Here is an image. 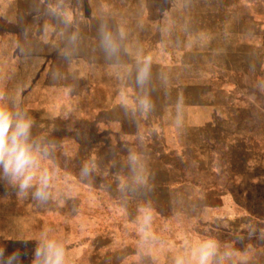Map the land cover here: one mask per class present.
Segmentation results:
<instances>
[{
	"label": "rangeland",
	"instance_id": "374dc122",
	"mask_svg": "<svg viewBox=\"0 0 264 264\" xmlns=\"http://www.w3.org/2000/svg\"><path fill=\"white\" fill-rule=\"evenodd\" d=\"M0 107V264H264V0H0Z\"/></svg>",
	"mask_w": 264,
	"mask_h": 264
},
{
	"label": "clouds",
	"instance_id": "9594fccd",
	"mask_svg": "<svg viewBox=\"0 0 264 264\" xmlns=\"http://www.w3.org/2000/svg\"><path fill=\"white\" fill-rule=\"evenodd\" d=\"M145 75L146 71H143L140 76L141 82ZM15 123L16 128L13 130L12 113L6 108L0 107V161L5 163L6 170L13 171L22 178V187L34 186L37 183L35 170L38 164L33 152V145L29 143L31 123L24 120ZM131 160L135 165L137 157L132 155ZM48 179L49 175L45 170L39 176L38 196L44 192V188L48 185ZM215 250L214 242H207L196 249L194 259L197 264H210ZM45 264H65L62 251H55L50 246L49 258ZM178 264H183V262L178 261Z\"/></svg>",
	"mask_w": 264,
	"mask_h": 264
},
{
	"label": "crops",
	"instance_id": "0c3cea01",
	"mask_svg": "<svg viewBox=\"0 0 264 264\" xmlns=\"http://www.w3.org/2000/svg\"><path fill=\"white\" fill-rule=\"evenodd\" d=\"M117 55V54H116ZM116 55H114V56H116ZM120 55V54H119ZM112 61L111 62H109L108 64L109 65H114V64H116V62L115 61H118L119 60V58L118 59H116V60H113V59H111ZM199 101V103H203V100H198ZM147 124V123H146ZM209 128L211 131L212 130H214V132H215V135H214V137H216V138H219L220 136H219V134H220V130H219V128L218 127H214V125H209V124H207V122L205 121V123H203L201 126H200V128L201 129H205V128ZM234 134V133H233ZM240 136V135H239ZM212 166H214L213 164H211V167Z\"/></svg>",
	"mask_w": 264,
	"mask_h": 264
},
{
	"label": "trees",
	"instance_id": "16d2710c",
	"mask_svg": "<svg viewBox=\"0 0 264 264\" xmlns=\"http://www.w3.org/2000/svg\"><path fill=\"white\" fill-rule=\"evenodd\" d=\"M38 207H39V206H38ZM35 212H36V213H40V212H42V211H41L40 208H39L38 210L36 209ZM44 246H45V245H44ZM39 248H42V251L40 250V251H41V255H42V257H44V258L46 259V258L49 256V254H48V250H47L48 247H46V246L43 247V244H42V245L39 246ZM44 250H45L46 256H45ZM40 251H39V252H40Z\"/></svg>",
	"mask_w": 264,
	"mask_h": 264
}]
</instances>
